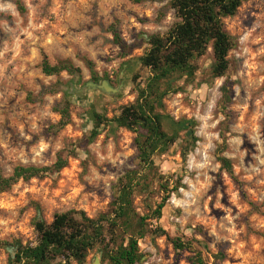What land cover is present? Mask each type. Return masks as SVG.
Returning a JSON list of instances; mask_svg holds the SVG:
<instances>
[{
    "label": "rangeland",
    "instance_id": "rangeland-1",
    "mask_svg": "<svg viewBox=\"0 0 264 264\" xmlns=\"http://www.w3.org/2000/svg\"><path fill=\"white\" fill-rule=\"evenodd\" d=\"M18 1L23 13L15 0H0V170L8 175L17 165H51L59 153L75 151L60 171L20 180L0 193V240L35 243L37 216L50 222L56 212L70 209L98 215L111 200V185L136 164V133L106 122L91 139L93 114L111 120L134 101L136 85L150 75L138 59L149 48L148 35L166 33L178 18L169 0ZM224 23L233 42L226 74L213 77L209 49L198 58L193 79H177L178 91L163 99L164 114L196 121L198 140L185 155L187 130H180L168 151L155 156L171 185L181 180L160 223L192 248L177 251L165 236H145L139 241L142 264H194L197 252L208 264L219 253L224 258L217 264H264V0L245 1ZM112 24L130 46L125 55L114 42ZM44 56L51 63L70 59L81 73L46 76ZM104 79L118 89L113 96L87 89V82ZM225 80L233 88L229 117L220 105ZM44 90L50 93L41 97ZM64 99L71 103L70 122L57 130L52 126L60 114L54 108ZM219 155L232 160L237 179L220 167ZM161 194L149 203L159 202ZM146 204L135 200L140 213L147 212ZM13 251L0 249V264H9Z\"/></svg>",
    "mask_w": 264,
    "mask_h": 264
},
{
    "label": "trees",
    "instance_id": "trees-1",
    "mask_svg": "<svg viewBox=\"0 0 264 264\" xmlns=\"http://www.w3.org/2000/svg\"><path fill=\"white\" fill-rule=\"evenodd\" d=\"M245 1L169 0V6L178 21L164 34L148 35L149 48L138 59L143 67L149 69L150 75L144 85H136L134 101L123 106L120 115L111 120L102 113L93 114L91 139L100 133L99 127L106 122H113L118 127L136 133V164L111 185V200L107 209L98 215L90 217L84 210L70 209L56 212L50 222L37 216L33 222L35 243H23L19 239L11 242L0 240V249H14L8 256L9 264H88L87 259L92 251L101 253L102 263L142 264L144 254L140 250L139 241L145 236H150L153 241L165 236L177 251L192 248L190 240L170 237L160 223L167 201L181 187V180L177 179L171 185L170 179H166L156 165L155 156L168 151L180 130H187V145L182 152L185 155L187 147L198 140L194 130L196 121L175 120L164 114L163 99L168 93L178 91L175 88L177 79H193L198 69V58L209 49L213 56V77L226 74L229 68L228 54L233 42L224 19L234 16ZM15 4L20 12L25 11L20 1L15 0ZM110 31L114 35V42L121 47L124 55L127 54L126 49L130 46L120 37L115 24L110 26ZM41 69L46 76H59L63 72L71 75L81 73V68L70 59L51 63L47 56L42 59ZM92 78L94 81L100 79L95 73ZM137 79L136 74L134 82ZM220 90V105L225 116L229 117L227 109L233 99V88L229 80L224 81ZM46 93L50 92L44 90L40 96ZM70 104L69 100L64 99L55 106L60 120L52 127L59 130L70 122ZM169 125L170 130L166 128ZM74 154V148L59 153L51 165H17L8 175L0 170V193L9 190L20 180L28 181L43 177L46 173L60 171ZM218 161L230 177L237 179L230 158L219 155ZM157 192L162 193L161 199L153 205L149 201ZM139 197L147 202L146 213H140L135 205ZM153 220L155 224L151 222ZM223 258L222 253L214 254L215 261L212 264H217L216 260ZM191 259L194 264H208L201 252H197Z\"/></svg>",
    "mask_w": 264,
    "mask_h": 264
},
{
    "label": "water",
    "instance_id": "water-1",
    "mask_svg": "<svg viewBox=\"0 0 264 264\" xmlns=\"http://www.w3.org/2000/svg\"><path fill=\"white\" fill-rule=\"evenodd\" d=\"M86 87L87 89H93V90H97V91H103L106 94L113 96L114 93L117 92V88L113 87L110 85L109 81L104 79L101 81V83L98 82H94V81H89L86 83ZM144 258V257H143ZM142 258V260H143ZM92 264H102V260H101V253L97 252L95 258L93 259Z\"/></svg>",
    "mask_w": 264,
    "mask_h": 264
},
{
    "label": "clouds",
    "instance_id": "clouds-1",
    "mask_svg": "<svg viewBox=\"0 0 264 264\" xmlns=\"http://www.w3.org/2000/svg\"><path fill=\"white\" fill-rule=\"evenodd\" d=\"M7 7V6H6ZM217 84H219V80L216 81ZM45 147V145H41V148ZM262 163H264V161H262Z\"/></svg>",
    "mask_w": 264,
    "mask_h": 264
}]
</instances>
